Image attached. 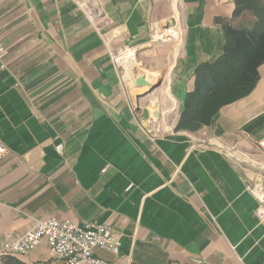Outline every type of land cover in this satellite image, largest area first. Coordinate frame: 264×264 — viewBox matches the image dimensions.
<instances>
[{
    "label": "crops",
    "instance_id": "crops-1",
    "mask_svg": "<svg viewBox=\"0 0 264 264\" xmlns=\"http://www.w3.org/2000/svg\"><path fill=\"white\" fill-rule=\"evenodd\" d=\"M79 1L0 0V264H64L44 239L2 251L7 234L47 218L108 225L118 254L94 252L116 264H264V222L245 189L264 179V63L209 125L175 129L196 66L222 52L234 1L95 0L94 19ZM168 28L178 42L155 43ZM124 49L144 66L116 67L108 51ZM139 75L160 85L135 99Z\"/></svg>",
    "mask_w": 264,
    "mask_h": 264
},
{
    "label": "trees",
    "instance_id": "trees-1",
    "mask_svg": "<svg viewBox=\"0 0 264 264\" xmlns=\"http://www.w3.org/2000/svg\"><path fill=\"white\" fill-rule=\"evenodd\" d=\"M234 11L222 19V52L196 66L194 85L184 97L175 129L195 132L207 126L223 106L254 88L264 63V0H233ZM6 264H25L8 256Z\"/></svg>",
    "mask_w": 264,
    "mask_h": 264
},
{
    "label": "built area",
    "instance_id": "built-area-1",
    "mask_svg": "<svg viewBox=\"0 0 264 264\" xmlns=\"http://www.w3.org/2000/svg\"><path fill=\"white\" fill-rule=\"evenodd\" d=\"M94 1L95 0L79 1L81 6L93 19L98 13ZM107 22L108 20H104V23ZM170 30L171 28L163 31L154 29L151 35L152 39L155 41V33L164 36L168 35L169 32H171ZM164 31H166L167 34L164 33ZM174 31H176V29ZM108 52L113 64L119 68L122 66L119 63L121 57L132 55V52L129 49H124L122 51L109 50ZM4 53L5 47L0 43V60ZM257 146L264 152V137L257 141ZM55 150L58 154H62L63 144H56ZM5 152V147L0 145V158ZM129 187L130 186H128L127 189H129ZM245 189L256 201L255 214L258 221L264 222V179H251L246 181ZM42 239L46 241L50 255L62 260L64 264H116L114 261L106 260L97 256L94 250L96 248H101L117 255L120 249L119 239L112 235L111 228L106 224H100L93 221H73L70 219L57 220L55 218H47L35 219L31 227L24 232L7 234L2 245V251L6 253L26 254ZM189 263L203 264V260L199 257H190Z\"/></svg>",
    "mask_w": 264,
    "mask_h": 264
},
{
    "label": "water",
    "instance_id": "water-1",
    "mask_svg": "<svg viewBox=\"0 0 264 264\" xmlns=\"http://www.w3.org/2000/svg\"><path fill=\"white\" fill-rule=\"evenodd\" d=\"M160 85V81L148 82L143 76H136L134 79V85L130 87V96L138 99L150 94L156 87ZM146 110L149 117L153 120H158L160 117L158 110V101L152 100L146 105Z\"/></svg>",
    "mask_w": 264,
    "mask_h": 264
},
{
    "label": "rangeland",
    "instance_id": "rangeland-1",
    "mask_svg": "<svg viewBox=\"0 0 264 264\" xmlns=\"http://www.w3.org/2000/svg\"><path fill=\"white\" fill-rule=\"evenodd\" d=\"M163 30H165V29H159L158 31H163ZM172 30V29H171ZM173 30H175V29H173ZM164 33H166L167 34V32L166 31H164ZM170 33L171 32H169V34L168 35H164V36H160V38L158 37L159 35V33H155L154 34V38H156L155 40L156 41H154L155 43H158V42H167V43H170V44H175V43H177L178 42V40H179V38H180V31L179 30H176V34L174 35V36H171L170 35ZM135 52H133L132 51V55H129V56H127V57H125V56H123V57H121V59L119 60V63L122 65V66H120V70L122 69V70H127V68H126V66H125V62L126 61H130V62H134L135 64H136V66H138V67H143L144 65H143V63L142 62H138L137 61V59L135 58L136 56H135ZM122 67V68H121ZM127 71H129V70H127Z\"/></svg>",
    "mask_w": 264,
    "mask_h": 264
},
{
    "label": "bare ground",
    "instance_id": "bare-ground-1",
    "mask_svg": "<svg viewBox=\"0 0 264 264\" xmlns=\"http://www.w3.org/2000/svg\"><path fill=\"white\" fill-rule=\"evenodd\" d=\"M158 37H160V35H159ZM134 65H135L134 62H130V61H126V62H125V66H126V68L128 67L130 70L132 69V67H133Z\"/></svg>",
    "mask_w": 264,
    "mask_h": 264
}]
</instances>
